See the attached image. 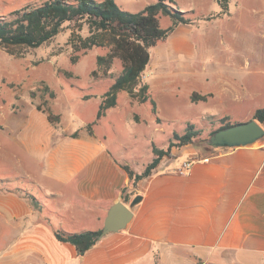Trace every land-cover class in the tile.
Returning a JSON list of instances; mask_svg holds the SVG:
<instances>
[{"label": "crops", "instance_id": "0c3cea01", "mask_svg": "<svg viewBox=\"0 0 264 264\" xmlns=\"http://www.w3.org/2000/svg\"><path fill=\"white\" fill-rule=\"evenodd\" d=\"M195 3L190 0L180 10H193ZM259 9L257 17L241 9L237 27L222 15L200 18L196 26L179 24L150 50V63L141 76L157 105L150 122L138 111L145 104L125 91L90 129L96 119H84L80 109L81 118L70 121L58 96L48 108L31 101L32 107L21 110L20 98L15 110L0 108V180L7 181V190L0 188V243L5 245L0 264H264V139L247 148L200 146L203 156L196 141L173 147L149 177L138 181L124 168L142 174L155 158L153 146L174 141L172 120L160 114L164 104H214L226 111L225 116L237 107L247 109L250 117L264 108L246 93L257 80L233 69L231 56L214 43L222 31H264V7ZM166 22L161 28L173 24ZM95 83L99 82L90 81L89 90L75 89L81 91L83 103L98 100L99 111L114 80L103 93L90 90ZM193 94L209 98L193 103ZM48 111L58 120L52 122ZM98 111L90 118H97ZM123 122L134 130L152 129L146 136L150 160L140 172L134 146L111 142L106 131L118 130ZM27 182L30 187L23 188ZM26 193L43 209H36ZM137 196L142 200L131 208ZM120 202L131 209V222L99 238L84 256L56 238L57 229L102 230L109 210Z\"/></svg>", "mask_w": 264, "mask_h": 264}, {"label": "rangeland", "instance_id": "374dc122", "mask_svg": "<svg viewBox=\"0 0 264 264\" xmlns=\"http://www.w3.org/2000/svg\"><path fill=\"white\" fill-rule=\"evenodd\" d=\"M44 1L46 0H0V15H9L26 6L38 5ZM96 1L102 2L103 0ZM115 1L121 9L134 13L140 12L147 5L156 2V0ZM194 1L196 3L193 10L181 11L187 12V18L195 26L200 22V18L212 20L222 15L226 18L231 17V26L237 27V18L241 9L255 15L259 12L257 10H260V7H264V0H223V3L227 6L225 10L216 0ZM174 2L176 5L173 7L180 9L189 5L190 0H174ZM199 10L206 14H200ZM165 20L173 23L170 17L160 15V26H166L167 22ZM233 20L235 25L232 24ZM248 30L245 27L244 31H220L221 35L217 36L218 39L214 43L217 44L218 50L221 49L226 52L224 54L231 56L230 62L233 64V69H236L241 75L243 74L246 79L250 77V79L257 80V84L250 86L246 93L249 95L251 102L260 104L264 103V31ZM89 35V26L79 21L65 24L63 31L58 36L39 48L0 47V108L5 111L15 110L13 105L19 103L17 100L19 98L22 102L21 110L32 107L31 101L48 108L56 98H51L53 93L58 96V99H61L60 105L63 107L61 110L63 109L67 113L70 121L82 115L80 109L83 110L84 119L90 121L96 119V115L92 119L90 116L93 112L97 113L98 100H91L88 103L81 102V91L75 89V87L89 90V83L94 80L99 83H95L90 90L103 93L107 89L110 80H114L122 72L123 66L119 59H115L110 70L106 71L105 68H98L97 58L106 56L110 52L108 47L78 50L75 46V43H79L78 36L85 38ZM94 71H96L95 75L93 74ZM71 77L73 78L70 79ZM85 93L89 92L85 91ZM62 102L64 103L62 104ZM121 102H123L122 98ZM56 108L59 110V102L56 104ZM151 108L150 103L141 105L138 108L142 118L149 122L154 118ZM159 109L161 116L172 120L173 123L170 126L179 135L185 132V128L189 123L201 129V135L197 140L209 138L212 132L222 126L221 124L234 125L247 122L248 118H250L249 120L253 119V116L250 117L244 107H237L233 113H228V116L223 115L226 111L222 107L214 104L191 105L181 102L178 107H170L164 104ZM76 110L79 114L76 113L75 116H70V113ZM106 131L109 133L111 142L134 146V151L139 153V161L141 162L135 168L138 172L144 170L146 162L150 160L149 156H151L147 154L146 136L152 135V129L148 126H141L134 130L128 125V122H123L119 124L118 130L115 131L112 127H107ZM161 144L160 142V149L167 150L169 148V145ZM195 148H197L200 155L205 154L202 147ZM182 159L177 158L178 161H182ZM26 184L22 183L21 186L29 188L30 184L28 182ZM4 246L0 243V250Z\"/></svg>", "mask_w": 264, "mask_h": 264}, {"label": "trees", "instance_id": "16d2710c", "mask_svg": "<svg viewBox=\"0 0 264 264\" xmlns=\"http://www.w3.org/2000/svg\"><path fill=\"white\" fill-rule=\"evenodd\" d=\"M216 1L224 10L226 9L227 6L223 0ZM175 5L174 0H156L155 3L147 5L140 12L134 13L121 9L115 0H103L102 2L96 0H46L38 5L26 6L9 15H0V47L39 48L58 36L63 31L65 24L81 21L89 26L90 35L85 38L78 36L79 43H75L76 48L89 50L94 47H108L110 52L106 56L97 58L98 68L110 70L115 59H119L123 66L122 72L114 78V83L102 97L96 121L88 128H92L108 109L117 105L118 93L121 91L127 92L140 104L150 103L151 111L156 115V102L148 94V86L143 85L140 79L150 63V50L160 41L169 37L179 24H191V20L187 18V12L174 8ZM160 15L170 17L173 21L172 26L167 29L161 28ZM93 74L95 75L96 71ZM51 97L54 98L55 94L52 93ZM191 99L193 102H199L206 101L208 97L193 94ZM38 109L42 110L41 106H38ZM49 119L53 122L58 120V117L52 116L49 112ZM253 119L264 127V108L258 109L253 115ZM221 125L219 129L232 124ZM201 132V129L189 123L182 135L174 133V141L170 142L167 150L153 146L155 158L142 174L136 175L128 166L124 168L136 181L149 177L162 158L170 155L173 147L193 144L200 137ZM6 183L7 181L0 180V188L6 189ZM26 197L36 209H43L41 203L34 196L26 193ZM101 234L102 230L80 233H67L60 229L55 231L56 238L61 242L75 246L81 257L97 244Z\"/></svg>", "mask_w": 264, "mask_h": 264}, {"label": "water", "instance_id": "95a60500", "mask_svg": "<svg viewBox=\"0 0 264 264\" xmlns=\"http://www.w3.org/2000/svg\"><path fill=\"white\" fill-rule=\"evenodd\" d=\"M264 139V127L256 120L234 124L222 128L210 135L205 140H196L195 144L208 150H224L247 148L258 145ZM141 196H137L131 203V208L139 204ZM133 213L123 203L111 207L99 238L111 233L124 230L131 222Z\"/></svg>", "mask_w": 264, "mask_h": 264}, {"label": "built area", "instance_id": "2783aa9c", "mask_svg": "<svg viewBox=\"0 0 264 264\" xmlns=\"http://www.w3.org/2000/svg\"><path fill=\"white\" fill-rule=\"evenodd\" d=\"M142 76V75H141ZM140 81H141V83H142V77H141V79H140ZM189 167V164H187V168Z\"/></svg>", "mask_w": 264, "mask_h": 264}]
</instances>
